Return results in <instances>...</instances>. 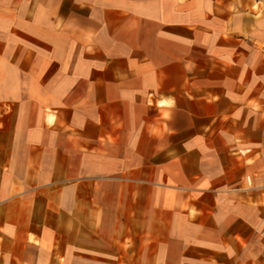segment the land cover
<instances>
[{
  "label": "crops",
  "instance_id": "1",
  "mask_svg": "<svg viewBox=\"0 0 264 264\" xmlns=\"http://www.w3.org/2000/svg\"><path fill=\"white\" fill-rule=\"evenodd\" d=\"M245 1L0 0V264H264Z\"/></svg>",
  "mask_w": 264,
  "mask_h": 264
},
{
  "label": "rangeland",
  "instance_id": "2",
  "mask_svg": "<svg viewBox=\"0 0 264 264\" xmlns=\"http://www.w3.org/2000/svg\"><path fill=\"white\" fill-rule=\"evenodd\" d=\"M237 4L241 5L243 4V2L240 1V3H236V5ZM244 4L246 5V24L252 25L254 20L253 15L257 13V15L261 16V22L264 25V1L262 3H259V1L256 0H246Z\"/></svg>",
  "mask_w": 264,
  "mask_h": 264
}]
</instances>
